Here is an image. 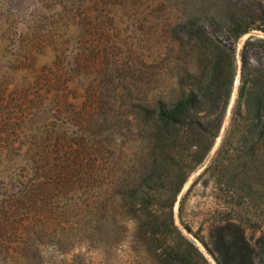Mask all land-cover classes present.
Wrapping results in <instances>:
<instances>
[{
  "label": "rangeland",
  "instance_id": "1",
  "mask_svg": "<svg viewBox=\"0 0 264 264\" xmlns=\"http://www.w3.org/2000/svg\"><path fill=\"white\" fill-rule=\"evenodd\" d=\"M247 1L0 0V264H178L164 245L179 237L150 236L155 228L122 200L147 175L142 115L176 101L208 66L209 53L175 27L195 17L209 31L210 17L222 22ZM248 37L264 33L235 44L220 128L172 206L175 228L207 264H217V225L236 223L251 244L264 233V141L243 156L232 134ZM205 109L189 120L204 121ZM169 189L167 180L155 188L159 223Z\"/></svg>",
  "mask_w": 264,
  "mask_h": 264
},
{
  "label": "trees",
  "instance_id": "2",
  "mask_svg": "<svg viewBox=\"0 0 264 264\" xmlns=\"http://www.w3.org/2000/svg\"><path fill=\"white\" fill-rule=\"evenodd\" d=\"M207 30L201 20L189 17L175 28L176 35L200 44L210 55L209 63L200 75L191 76L194 80L189 90L173 103L158 102L152 110L144 108V118L149 120L151 129V147L147 156L145 171L147 175L141 183L129 187L122 195L131 201L139 214L142 226H152L149 235L178 236L181 243L164 245L174 263L190 264L181 245L194 252L206 263L203 256L175 228L172 220V206L191 171L201 164L210 149L211 140L220 128L223 113L234 79L235 44L252 31L264 33V1L248 0L247 3L229 13L221 22L210 17ZM264 39L248 37L240 51L241 85L239 88V120L232 126L235 133V147L244 155H252L258 142L264 141ZM252 60L257 62L253 65ZM206 108L204 121L189 120ZM141 120V118H140ZM130 162L139 164L136 151L132 152ZM92 169H89V172ZM93 176L94 173H91ZM169 181L170 198L165 201L167 209L165 219L159 223L156 187ZM33 196L29 199L32 205ZM122 204V201L120 199ZM124 204H122L123 206ZM141 219V220H140ZM164 228L161 230V228ZM189 230V229H188ZM154 232V233H153ZM261 242V243H260ZM257 244V245H256ZM251 244L243 229L234 222L219 224L211 234L209 252L217 264H256L264 249V233Z\"/></svg>",
  "mask_w": 264,
  "mask_h": 264
}]
</instances>
